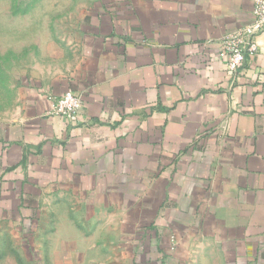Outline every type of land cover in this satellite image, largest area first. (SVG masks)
<instances>
[{"label":"crops","instance_id":"crops-1","mask_svg":"<svg viewBox=\"0 0 264 264\" xmlns=\"http://www.w3.org/2000/svg\"><path fill=\"white\" fill-rule=\"evenodd\" d=\"M77 15L0 116L2 233L121 238L130 264H264V31L234 75L220 51L253 1L95 0ZM68 90L77 121L51 113Z\"/></svg>","mask_w":264,"mask_h":264},{"label":"rangeland","instance_id":"rangeland-1","mask_svg":"<svg viewBox=\"0 0 264 264\" xmlns=\"http://www.w3.org/2000/svg\"><path fill=\"white\" fill-rule=\"evenodd\" d=\"M94 1L0 0V116L11 115L20 105L19 89L30 77L45 75L47 65L55 63L53 58L62 56L61 49H47L46 41H64V33L71 34L77 14ZM2 231L0 264H130L131 261L130 251L121 238L114 251L98 235H4ZM135 260L134 264H139Z\"/></svg>","mask_w":264,"mask_h":264},{"label":"built area","instance_id":"built-area-1","mask_svg":"<svg viewBox=\"0 0 264 264\" xmlns=\"http://www.w3.org/2000/svg\"><path fill=\"white\" fill-rule=\"evenodd\" d=\"M252 1L253 22L230 33L220 41V51L225 56L226 69L231 75L236 74L244 66L248 54L257 52L256 36L264 31V0ZM82 105L81 95L68 90L53 99L51 113L70 121H77Z\"/></svg>","mask_w":264,"mask_h":264}]
</instances>
